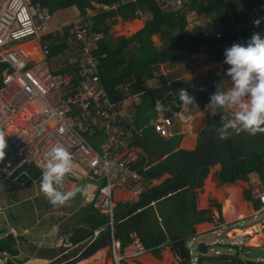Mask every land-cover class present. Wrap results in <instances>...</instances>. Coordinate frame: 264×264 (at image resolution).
Wrapping results in <instances>:
<instances>
[{
  "label": "crops",
  "instance_id": "1",
  "mask_svg": "<svg viewBox=\"0 0 264 264\" xmlns=\"http://www.w3.org/2000/svg\"><path fill=\"white\" fill-rule=\"evenodd\" d=\"M127 1L130 0H115L110 4L91 1L92 7H87L84 14L77 5H70L54 11L52 20L61 22V20L80 19L91 32L101 31L91 30L87 25L89 19L95 18L102 9H116L119 4ZM150 17L151 13L147 11H138V16L134 18H123L117 13L112 16L114 19L110 24L109 32L105 34L102 31L104 35L100 40H104L110 49H115L119 38L135 34ZM187 18L189 28L200 25L207 32L208 38L217 37L216 33L219 30L212 27L211 19L198 18L195 11ZM150 38L158 50L164 48L159 34H153ZM67 41L74 46L69 36ZM233 44L234 42L223 43L217 49L209 46L207 42L188 60L176 63L157 62L152 75L140 84L141 91L138 93L130 91L127 84L116 85L115 95L118 96V104L122 112L121 135L125 143L136 151L134 162L142 163V167L146 169L168 155L169 151L164 150L166 145L156 138L146 136L144 140L146 145L142 147L132 137L133 133L141 135L146 128L152 126L154 120L163 116L172 118L174 135L167 139H172L174 142V151L197 150L191 162L204 154L214 141L212 138L219 134V129L227 119L219 113L214 114L210 109H205L209 101L197 97L196 94L210 87L215 91L216 87L213 86L215 82L230 79L225 76L230 65L225 64L224 60L226 49ZM23 45L37 50L39 48L33 40H27ZM138 46L137 42H133L126 47V50H129L128 53L138 54ZM38 57L40 58V55ZM181 88L195 97L199 109L192 106L188 109L183 107L179 99ZM157 99L165 106V111L157 112ZM228 113L231 115V111ZM100 137L101 135L94 136L89 140L97 145ZM125 152L124 146L115 148L117 158L124 157ZM75 165L74 173L66 177L65 188L62 190H70L73 186H90V194L87 197L77 194L63 205H54L42 192L41 172L35 167L26 166L23 173L13 179L0 176V237L12 235L15 238L18 253L10 256L13 262L16 264H70L69 262H72L71 264H213L208 257L212 255V251L202 255L199 261L197 259L186 261L173 252L169 243H161L157 249H148L130 260L120 259L116 262L113 259L110 235L104 232L106 225H97L100 215L91 207L92 201L98 196L100 179L87 174L77 163ZM221 168L220 162L210 164L201 187L196 189V209L206 210V213L204 219L195 223L193 236L207 233L214 236L210 242L218 240L221 243L218 244L215 255L227 256L224 262L230 264L233 256L238 255L234 249H232L234 252L230 251L228 246V235L234 232L247 234L249 245L264 248V214L260 220L251 222L247 226L232 225L243 219L257 218L264 212V205L253 196L249 186V181L258 179L256 173L250 174L248 180L224 182L219 178ZM0 171L2 173L3 167ZM171 176L170 173L164 172L158 178L148 180L147 189L140 193L134 192L129 186L116 187L113 194L115 223L120 222L135 209L140 211L145 206H152L155 214L158 215L156 204L160 200L158 197L162 196L164 191L160 195L151 196L149 190L161 186ZM142 202L144 205L141 204ZM68 232H71V236L69 244L65 245L59 240V236ZM132 237L138 239L134 233ZM116 241L115 251H121L120 241L118 239ZM83 247H86L82 252L83 255L76 258V254ZM194 253V257L198 258L196 250ZM238 256L241 261L247 259ZM249 260L264 263V258Z\"/></svg>",
  "mask_w": 264,
  "mask_h": 264
},
{
  "label": "trees",
  "instance_id": "2",
  "mask_svg": "<svg viewBox=\"0 0 264 264\" xmlns=\"http://www.w3.org/2000/svg\"><path fill=\"white\" fill-rule=\"evenodd\" d=\"M32 1L46 7L51 14L57 9L70 5H77L84 14L87 7H92L91 1L110 4L115 0ZM138 11L151 13L150 19L139 31L130 37L119 38L115 49H110L104 40H100L97 48L92 50L98 75L111 98L114 96L116 98V85L120 83L127 84L130 91L140 92V84L152 75L159 61L176 63L188 60L207 42L209 46L219 49L223 43L246 44L255 32H259L264 37V0H182L178 8L173 5L162 8L156 0H130L119 4L116 9H102L95 18L89 19L87 25L91 30H101L106 34L113 22L112 16L118 13L123 18H134L138 16ZM193 11L198 18L211 19L212 27L219 30L220 36L208 38L200 25L189 28L187 16ZM258 18L261 19V23L256 26L253 21ZM71 20L53 21L54 25H61L64 30L61 34L48 37L50 42L48 58L58 72L72 75L71 82L74 85L78 82L76 65L68 62L69 58L74 57V46L67 41L66 29ZM156 33L160 35L164 43L162 50H158L150 38ZM133 42L139 44L138 54L128 53L129 50H126V47ZM54 58L60 60L59 63H55ZM5 67V64L0 63V86ZM214 92V88L210 87L202 89L196 95L209 101ZM229 132L230 135L226 139H220V134L212 138L214 141L208 146L209 148L193 162L191 160L197 150L174 151L175 144L172 139L159 136L152 126L146 128L141 135L133 133L132 137L137 140L135 142L142 147L146 145L145 137L151 136L149 138H156L166 145L164 150L169 151L165 158L146 169L142 167V163L133 162L132 166L137 172L146 180L158 178L164 172L172 176L161 186L149 190L151 196L160 195L164 191L162 196L158 197L160 200L156 204L158 215L155 214L152 206H145L140 211L135 209L120 222L115 223V238L120 241L121 248L133 239L134 233L148 249H157L159 244L169 243L175 254L186 261L189 260L188 238L194 235L195 223L204 219L206 213V210L196 209V189L201 187L209 165L214 162L222 164L219 172L220 180L224 182H233L237 179L248 180L250 174L256 173L264 189V133L250 135L246 132L237 134L233 130ZM13 151L12 146L8 144L5 159L0 161V170ZM1 175L3 171L2 173L0 171ZM99 215L97 225H106L104 232L109 235L108 218L105 214L99 213ZM17 253V243L12 235L0 237V254L6 257L9 264H16L10 256ZM80 255L82 256L83 253ZM208 257L213 264H227L224 262L227 256ZM220 259L224 260L218 261ZM245 263L264 264L249 259L241 261L238 255H234L230 262V264Z\"/></svg>",
  "mask_w": 264,
  "mask_h": 264
},
{
  "label": "built area",
  "instance_id": "3",
  "mask_svg": "<svg viewBox=\"0 0 264 264\" xmlns=\"http://www.w3.org/2000/svg\"><path fill=\"white\" fill-rule=\"evenodd\" d=\"M156 1L162 8L169 5L178 8L182 3V0ZM66 29L70 42L74 43V57L68 60L76 65L78 82L74 85L72 75L58 72L48 58V37L64 30L63 26L53 24L51 12L32 0H0V63L6 65L0 86V130L7 133L6 140L14 150L4 162L3 177L13 179L23 173L26 166L42 173L40 165L45 153L54 144L63 145L72 153L75 163L102 182L91 207L108 218L113 259L116 262L130 260L148 248L133 239L121 251H115L113 194L119 186H129L140 193L149 181L132 166L136 151L121 135L118 96L111 98L107 94L97 72L92 50L97 48L104 33L91 32L80 19L71 20ZM30 36L29 40L39 45L38 50L23 42L7 45ZM216 36L219 37L220 32ZM171 123L170 116H163L154 120L152 127L159 136L170 138L174 135ZM100 135L97 145L89 140ZM117 146L126 147L124 157L115 156ZM254 181L252 186L250 182L251 192L264 205L262 184ZM70 236L71 232L61 234L59 240L68 245ZM228 244L239 249L249 245L247 234L230 235ZM192 252L190 245L188 253Z\"/></svg>",
  "mask_w": 264,
  "mask_h": 264
},
{
  "label": "clouds",
  "instance_id": "4",
  "mask_svg": "<svg viewBox=\"0 0 264 264\" xmlns=\"http://www.w3.org/2000/svg\"><path fill=\"white\" fill-rule=\"evenodd\" d=\"M253 23L259 26L261 19H255ZM224 63L230 65L225 73L230 81L222 80L205 106V109H210L214 114L218 113V109H222L225 113L231 111V119H227L219 129L220 139L228 138L230 129L237 134L240 132H247L250 135L264 133V37L259 32H255L246 44L234 43L226 49ZM222 87L226 90H222ZM179 99L185 109L189 106L199 109L195 97L184 88L179 90ZM156 110L157 112L165 111V106L159 99L156 101ZM6 136L7 133L0 130V161L5 159V150L9 144ZM40 167L42 168L40 181L42 192L54 205H63L77 194L85 197L90 194V186H73L70 190H62L65 188L66 177L73 174L76 168L72 153L63 145L54 144L45 153ZM195 238V236L191 237L188 243V250L191 245L193 251L191 255L188 253L190 260L198 259L193 255L197 242L194 241ZM215 244L218 247L221 243L217 240ZM228 246L237 247L229 244ZM2 258L6 260V257Z\"/></svg>",
  "mask_w": 264,
  "mask_h": 264
},
{
  "label": "water",
  "instance_id": "5",
  "mask_svg": "<svg viewBox=\"0 0 264 264\" xmlns=\"http://www.w3.org/2000/svg\"><path fill=\"white\" fill-rule=\"evenodd\" d=\"M230 81V79H228ZM222 81L215 82L213 86L217 87V85H220ZM222 90H226L222 87ZM218 113L225 119H231V115L227 112L225 113L222 109H218ZM175 114L177 115V111H175ZM173 124L171 125V129H173ZM217 245L215 243L210 242L207 244L203 240H199L196 242L195 248L198 253V259L201 258L202 255H205L209 252H211ZM236 251V254H241L247 259H260L264 258V248L261 247H250L245 246L242 247L241 250H239L237 247L233 248ZM0 264H9L2 256L0 255Z\"/></svg>",
  "mask_w": 264,
  "mask_h": 264
},
{
  "label": "rangeland",
  "instance_id": "6",
  "mask_svg": "<svg viewBox=\"0 0 264 264\" xmlns=\"http://www.w3.org/2000/svg\"><path fill=\"white\" fill-rule=\"evenodd\" d=\"M34 3V2H33ZM31 38V36L30 37H28V38H23V39H21V40H19V41H13V42H9L7 45L9 46V45H12V44H15V43H17V42H24V41H27V40H29ZM54 61H55V63H59V61L60 60H57L56 58H54ZM258 177V176H257ZM254 180H258V182L260 181L259 180V178L258 179H254ZM249 181V186H250V182H251V186H252V184L255 182V181ZM259 183H261V182H259ZM264 214V212L261 214V215H259L257 218H255V219H251V218H248V219H243V220H240V221H238V222H235V223H232V225H236V226H240V227H243V226H247V225H249L251 222H254V221H258V220H260V218H261V216ZM213 238H214V236H211V235H209L208 233L207 234H204V235H199V236H197L196 238H195V240L194 241H199V240H203L204 242H206L207 244H209L210 243V241L211 240H213ZM188 243H189V239H188ZM216 243V242H215ZM223 243H225V242H223ZM253 244V243H252ZM217 249V247H215L213 250H212V255L214 254V251ZM231 250L230 251H232V252H234V250H232V248H230ZM194 250V249H193ZM222 251H227V249H221ZM194 252H195V250H194ZM193 255H195V253L193 254Z\"/></svg>",
  "mask_w": 264,
  "mask_h": 264
},
{
  "label": "bare ground",
  "instance_id": "7",
  "mask_svg": "<svg viewBox=\"0 0 264 264\" xmlns=\"http://www.w3.org/2000/svg\"><path fill=\"white\" fill-rule=\"evenodd\" d=\"M254 241V240H253Z\"/></svg>",
  "mask_w": 264,
  "mask_h": 264
}]
</instances>
